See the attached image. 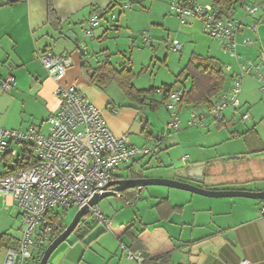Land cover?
Segmentation results:
<instances>
[{"label":"crops","instance_id":"1","mask_svg":"<svg viewBox=\"0 0 264 264\" xmlns=\"http://www.w3.org/2000/svg\"><path fill=\"white\" fill-rule=\"evenodd\" d=\"M168 1L143 0L135 6L129 0H52L60 21L57 28L47 21V0H19L0 6V84L10 74L16 79L11 89L4 91L0 88V127L19 131L34 127L46 134L47 119L58 107L54 94L57 85L60 82L72 84L101 111L114 135L127 134L133 145L151 148L148 154L137 156L123 165L119 172H126L128 176L130 169H143L145 172L160 167L167 173L150 176L189 181L211 190H264V110L260 106L264 91L255 97L252 96L254 91L244 86L247 78L255 80V74L249 73L244 77L240 107L237 110L226 109L221 121L214 122L206 116L210 108L206 104L179 102L177 108L183 122L191 111L202 115V124L189 126L181 123L175 130L168 127L171 119L167 109L165 114L158 116L156 113L162 106L153 108L148 105V99L142 102L128 99L114 82L104 88L99 87L85 74L83 62L95 68L108 57L116 68L132 70L135 74L132 84L136 89L173 85L172 89H182L184 93L190 86V78L185 74L179 78L177 75L193 56L208 58L224 74L223 85L210 99V105L229 89L231 76L239 70L240 62L252 61L258 65L264 81V8L256 16L238 13L236 5L229 11L231 16L238 15L245 25L237 35L239 57L236 58L222 48L220 40L204 35L197 18L189 17L181 23L177 16L176 22L170 16ZM191 1L209 3V0ZM259 1L263 2L245 0L242 6ZM147 2L150 3L148 7L145 6ZM127 4L130 6L126 7ZM126 10H131V14H126ZM123 13L134 15L136 25H141L137 30H147L155 40L165 43L171 39L180 45L179 49L159 55L162 45L151 46L153 54L149 65L138 76L131 66L134 43L131 41V29L124 23L126 19L123 21ZM109 14L110 18L112 14L115 18L110 19ZM93 15L99 16L100 21L92 28V36H88L84 33L85 21ZM251 25L255 26L256 35L248 28ZM115 34L122 37L130 56L126 54L127 50H119L111 43ZM247 39L250 43L245 42ZM46 50L71 58V66L60 82L48 76L39 59ZM118 53L121 54L120 60H116ZM225 65L230 66V72L224 69ZM155 67L157 72L163 69L164 74L159 77L157 73L153 75L150 70ZM151 77H154L153 81ZM158 96L154 94L153 97L158 99ZM239 113H248L249 118L239 122L236 118ZM25 146L32 151L28 144L9 143L8 149L0 154V174L16 166V160L23 157ZM197 166L200 169L193 170L192 174L199 177L201 172V182L186 175V171ZM117 177L121 178L118 173ZM143 190L144 187L132 203L120 197L135 206ZM144 191L146 196L143 195L142 199L146 200L147 208L141 211L135 206L139 216L130 220H134L136 225L131 235L120 236L119 244L129 249L133 235L138 231L159 227L158 233L146 234L143 241L151 251L168 252L172 264H242L243 260L247 264H264V201L244 197L212 198L165 186ZM162 201L167 203L159 206ZM106 218L113 224L109 216ZM21 227L16 202L10 196L0 194V237L5 235L10 239L7 247H0V264L6 249L17 244ZM93 229L88 230L83 241L74 244L62 242L50 254L46 264H139L124 251L119 253L117 248L101 243L106 227ZM82 232H86L85 228ZM91 238L94 240L85 245L84 242ZM135 251L142 253L140 248ZM42 254L24 264H38Z\"/></svg>","mask_w":264,"mask_h":264},{"label":"built area","instance_id":"2","mask_svg":"<svg viewBox=\"0 0 264 264\" xmlns=\"http://www.w3.org/2000/svg\"><path fill=\"white\" fill-rule=\"evenodd\" d=\"M129 7L130 5H125ZM264 2L244 5L248 15H255ZM171 11L184 23L189 17L198 18L203 32L221 41L222 48L231 56L238 58L236 51L237 35L245 25L233 16H226L210 3L191 0H173ZM115 18V15H111ZM100 17L93 15L85 21V35L92 36V28L99 24ZM255 31V26H248ZM142 35L144 45H152L147 34ZM250 43V40H245ZM180 45L172 41L167 45L171 51H177ZM48 76L61 81L71 66V58L66 54H56L51 50L40 56ZM224 69L230 72V66ZM255 74L263 80L260 67L252 61L239 63V70L231 76L227 91L221 93L213 102L206 116L214 122L221 121L226 109L237 110L240 107V93L244 77ZM16 83L13 75H7L0 84L4 91ZM58 107L47 119L48 132L40 133L34 127L19 131L0 127V154L5 152L12 141L28 144L32 148V162L27 167L0 174V194L10 196L20 210L21 234L13 247L6 249L2 264H24L37 259L44 248L63 229L56 220L62 211L71 207L77 209L110 181L117 179L119 169L137 156L148 154L150 147L139 148L133 145L127 134L114 135L101 115V111L85 98L72 84L59 83L54 91ZM156 94L165 96V107L170 112L168 127L178 129L180 118L172 111L177 107L183 95L182 89L165 92L156 89ZM242 120L249 118L248 113L241 114ZM189 125L202 124V115L192 113ZM264 212V209H263ZM88 216L104 227L110 222L97 208L90 207ZM83 220L77 226L81 230ZM123 249L124 245L121 246ZM128 257L139 264L143 260L140 252L128 251ZM246 260L242 264H247Z\"/></svg>","mask_w":264,"mask_h":264},{"label":"trees","instance_id":"3","mask_svg":"<svg viewBox=\"0 0 264 264\" xmlns=\"http://www.w3.org/2000/svg\"><path fill=\"white\" fill-rule=\"evenodd\" d=\"M19 0H0V6L3 5H11L13 3L18 2ZM143 0H129V3L136 4L140 3ZM245 0H209V3L220 10L226 16H231L229 11L233 8L234 5L239 4L242 6ZM47 21L48 23L57 28L60 25V21L56 15V12L52 5V0H47ZM83 70L85 74L88 76V79L91 83L98 85L99 87H106L111 82L117 84V86L121 89L126 98L140 101L142 102L145 99H148L151 107L161 106L165 104L166 97L158 96L154 98V94H156V89L158 88H149V89H136L132 84V79L135 74L131 69L120 67L116 68L111 64L108 57H106L100 64L93 68L83 62L82 64ZM186 75V77L190 78V86L183 93L180 103H192L194 105L206 104L209 107L210 99L215 96L218 91L221 89L224 81V74L219 66H217L213 61L208 58H199L197 56H193L184 69L177 75L179 78L181 75ZM173 85H163L159 87L163 89L165 92H168L172 89ZM23 157L16 160V166L10 169L8 172L17 170L22 167H27L32 162V151H28L26 146L23 149ZM144 170L141 169L139 171H133L130 169L129 176L130 177H141L143 176ZM121 197H123L128 203H132L137 197L136 189H128L121 192ZM263 202L264 200H260ZM167 203V201L160 202V205ZM173 208H170L171 210ZM57 226L64 228V222L62 219V213L56 220ZM85 224L84 228L86 232H82L79 229H75L76 234H78L79 240H84L88 230L93 229V227L87 225L86 218L83 219ZM136 225L134 220H129L125 223L114 225L110 224L111 230L118 236L122 235H131L132 229ZM161 229L159 227H153L152 229L143 228L138 231L135 235H133L132 244L129 247L131 252H136L135 250L140 248L142 249L143 260L140 264H172L171 258L168 252H156L147 249L143 238L146 234L149 233H158ZM158 231V232H157ZM81 235H79V233ZM164 232V231H163ZM9 237L2 235L0 237V247L8 245ZM94 238H91L89 241H85V245L89 244ZM156 242V238L154 239ZM153 244V243H152ZM134 247V248H133ZM178 264H187V263H178Z\"/></svg>","mask_w":264,"mask_h":264},{"label":"rangeland","instance_id":"4","mask_svg":"<svg viewBox=\"0 0 264 264\" xmlns=\"http://www.w3.org/2000/svg\"><path fill=\"white\" fill-rule=\"evenodd\" d=\"M172 1L173 0H169L168 1V8H169L170 16L174 17L176 19V22H177V19L178 18L171 11V8H170V4L172 3ZM262 1L264 2V0H262ZM256 3L257 4H260L261 2L259 1V2H256ZM149 4L150 3L147 2V3H145V6L148 7ZM134 5L137 6L136 4H134ZM135 6H134V9H135ZM263 8L264 7H261L260 9L262 10ZM236 11L238 13L244 12V14H247L245 12V10H244V7L243 6H240L239 4H236ZM260 11H258V12H260ZM128 12H130V14H131V10H126L125 11L126 14H129ZM125 13L122 14V18H123V21L126 19L124 21V23H127L129 25L128 26L129 29H131V30H129L132 33L131 34L132 35L131 36L132 37L131 38V41H133V43H134V47H133L134 49H133V53H132V64H131V66L133 65V67L136 69L135 71L137 72V75L139 76V74L142 73V69L143 68H147L148 65H149V60H150V58L152 57V54H153L152 53V47L151 46L157 47L158 44H161L162 45V46L160 45L162 47V49H161V53L159 55H161L162 53L163 54L170 53V52L172 53L173 51L169 50L166 47L168 44H170L172 42V40L171 39L170 40H167V42L165 43V42L160 41V40H155V38L153 37L154 35L153 34H150L147 30H144V31L137 30V29H139L137 27H140L141 25H139V24L136 25V21L137 20L135 19L134 15L126 16ZM252 16H256V15H252ZM108 17L110 18V14H109ZM147 18H148V16H147ZM233 18L239 20V16L238 15H234ZM174 23H175V21H174ZM201 27H202V23H201ZM121 30H124V29H121ZM202 31H203V29H202ZM142 33L143 34H147V35L150 36L151 40L153 41L152 45H144L142 43V35H141ZM254 34L256 35L255 32H254ZM204 35H206V33H204ZM112 36H113V34H112ZM116 36L117 35L115 34L114 37L111 38L112 39L111 43H113L115 45V47H117L119 50H127L126 54H128V56H130V50L127 48V45H125V42L124 41H121L122 37L120 38L118 36L119 37L118 38ZM206 36L208 37L209 35H206ZM116 42H117V46H116ZM120 55L121 54L118 53L116 60L117 59L120 60V58H121ZM162 70L163 69H161L159 72H157L158 71L157 70V67H155V69L151 68L150 71L151 72L153 71V75L155 73H157L158 74V77H159L160 75L162 76V74H164ZM150 71L148 72V74H150ZM263 72H264V69H263ZM158 77H157V79H158ZM254 77H255L254 78L255 80H252V79H248L247 78L245 80V82H244V86L246 85V87H248L250 90L254 91V93H252V96L258 97L259 93L264 91V81L259 80L257 76H254ZM153 80H154V77H151V81H153ZM249 80H251V82ZM256 80H258L259 82L256 81ZM246 82H250V83L246 84ZM113 86H115V85H113ZM115 88H116V86H115ZM116 90L119 91L118 88H116ZM161 106H162L161 111L159 113L158 112L156 113V115H158V116H161L162 114H165V112H166L165 110L167 109L165 107V105H161ZM260 106H262V109L264 110V100L261 102ZM172 111H174L175 113H177V115L179 116V118H180V126H181V123L182 124L187 123V125H189L188 124V121L191 119V115H192V112L191 111H188V113H187L188 115H187L186 122H183L184 119L182 118V116H180V113H179L177 107H174L172 109ZM168 114H169L168 115L169 118L171 119L170 112ZM240 116H241L240 113L236 115V118H237V120L239 122L243 121L240 118ZM189 126H195V125H189ZM117 173L121 177H126L127 176V173L126 172H123V171L121 172V170H120V172L118 171ZM166 173L167 172L163 171L159 167L158 169H147L144 172V175L145 176L158 175V174L164 175ZM157 177H164V176H157ZM165 178H167V177H165ZM153 187H156V186H147V187H144V190H146V188H153ZM144 190H143V192H142L143 194H141V197L139 198V200L136 201V204L137 205H135L137 208L141 209V211H145V209L147 208L146 207V200L145 199H142L144 196H146V195H144L146 193ZM96 206H97L98 209H100V211L105 216H109L110 217V220L112 221L113 224L125 223V222L129 221L130 219H136L139 216L138 215L137 208L135 206H132V205L126 203V201L123 198H121L120 196H110V197L104 198ZM76 211H77V208L76 207H71V208L67 209L66 211H62L61 212L62 213V219H63V222H64L65 226L70 222V220L72 219V217H73V215L75 214ZM84 218H86L87 225L88 226H91V227L94 226L95 227L94 228L95 230H96V228H103L104 227V225L102 223L96 222L93 219L92 216H86ZM106 228H107V231L102 234V235H104V237L101 238V243L102 244H105V245H107V246H109L111 248H117L118 251H119V253L122 250V251L125 252V255H127L129 249L126 248V247L123 249L121 247L123 244H121V243L119 244V240H120L121 237L118 238V236L111 230L110 224ZM94 229H93V231H94ZM80 231H84V228L81 229ZM20 234H21V232H20ZM93 234H95V232ZM124 236L125 237H128L127 235H124ZM64 242H70L71 244H74L76 242H79V239H78V237L76 235V231L74 230ZM1 252H3V250ZM125 258H128V257L125 256ZM183 262H185V261H183Z\"/></svg>","mask_w":264,"mask_h":264},{"label":"water","instance_id":"5","mask_svg":"<svg viewBox=\"0 0 264 264\" xmlns=\"http://www.w3.org/2000/svg\"><path fill=\"white\" fill-rule=\"evenodd\" d=\"M199 169L200 167L198 166L194 169L190 168L186 171V175L196 182H201V172L199 173V177L192 174L193 170ZM147 186H165L212 198L244 197L255 200H264V190H211L189 181L145 175L141 177H130L128 175L127 177L117 178L108 182L101 191L95 193L86 204L77 209L70 222L46 246L38 264L47 263L50 254L69 237L84 217L88 216L90 207L96 206L104 198L110 196H121V192L125 190L136 189L137 193H139L143 187Z\"/></svg>","mask_w":264,"mask_h":264}]
</instances>
